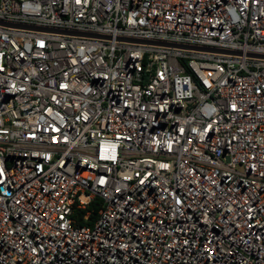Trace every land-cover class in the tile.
I'll return each mask as SVG.
<instances>
[{
	"label": "built area",
	"instance_id": "1",
	"mask_svg": "<svg viewBox=\"0 0 264 264\" xmlns=\"http://www.w3.org/2000/svg\"><path fill=\"white\" fill-rule=\"evenodd\" d=\"M0 264H264V0H0Z\"/></svg>",
	"mask_w": 264,
	"mask_h": 264
},
{
	"label": "water",
	"instance_id": "2",
	"mask_svg": "<svg viewBox=\"0 0 264 264\" xmlns=\"http://www.w3.org/2000/svg\"><path fill=\"white\" fill-rule=\"evenodd\" d=\"M27 29L37 30V28H33V27H27ZM44 31H49V32H53V33H60V32H58L56 30H44ZM65 33L66 34H69V35H75V36H82L83 35V34H79V33H75V32H65ZM87 36L96 37V36H92V35H87ZM128 41L135 42L133 40H128ZM142 43L181 48V46H175V45H171V44H167V43H163V42H150V41H146V42H142ZM192 49L202 50V51L203 50L204 51H215V52H220V53H225V54L232 53V52H229V51L213 50V49H209V48H192Z\"/></svg>",
	"mask_w": 264,
	"mask_h": 264
},
{
	"label": "trees",
	"instance_id": "3",
	"mask_svg": "<svg viewBox=\"0 0 264 264\" xmlns=\"http://www.w3.org/2000/svg\"><path fill=\"white\" fill-rule=\"evenodd\" d=\"M94 204L95 205H92V209H94V211H93V217H96V214H97V211H98V208H96L97 207L96 205H99L100 204V200L97 199Z\"/></svg>",
	"mask_w": 264,
	"mask_h": 264
}]
</instances>
